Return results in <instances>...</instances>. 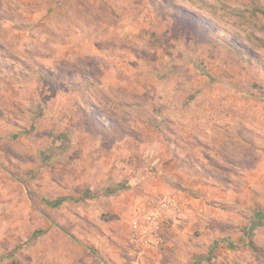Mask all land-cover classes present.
Masks as SVG:
<instances>
[{"label":"rangeland","instance_id":"374dc122","mask_svg":"<svg viewBox=\"0 0 264 264\" xmlns=\"http://www.w3.org/2000/svg\"><path fill=\"white\" fill-rule=\"evenodd\" d=\"M0 264H264V0H0Z\"/></svg>","mask_w":264,"mask_h":264},{"label":"built area","instance_id":"2783aa9c","mask_svg":"<svg viewBox=\"0 0 264 264\" xmlns=\"http://www.w3.org/2000/svg\"><path fill=\"white\" fill-rule=\"evenodd\" d=\"M157 204L158 205L156 206V209H149L147 212L145 209L143 210V215H148L145 216V219L143 220L144 222L142 224H136V228L140 229V231H146L152 227L157 232L159 229L158 220L164 215H166L169 210L176 205V202L174 198L164 196L158 201Z\"/></svg>","mask_w":264,"mask_h":264},{"label":"crops","instance_id":"0c3cea01","mask_svg":"<svg viewBox=\"0 0 264 264\" xmlns=\"http://www.w3.org/2000/svg\"><path fill=\"white\" fill-rule=\"evenodd\" d=\"M205 186L202 187V189H204Z\"/></svg>","mask_w":264,"mask_h":264}]
</instances>
